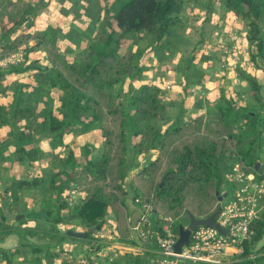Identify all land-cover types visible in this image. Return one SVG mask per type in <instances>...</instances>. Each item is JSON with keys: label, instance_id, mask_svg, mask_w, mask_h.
Here are the masks:
<instances>
[{"label": "trees", "instance_id": "1", "mask_svg": "<svg viewBox=\"0 0 264 264\" xmlns=\"http://www.w3.org/2000/svg\"><path fill=\"white\" fill-rule=\"evenodd\" d=\"M203 1L77 0L65 10L74 17L73 24L93 17L99 23L73 57L60 50L57 31L26 25L52 0H0V56L22 53L19 62L0 68V95L8 92L9 78H17L10 101H0V169L32 166L45 158L57 166L40 176L11 175L0 195V241L14 235L17 243L0 248V262L81 264L76 252L65 253L61 248L64 242L75 241L76 250L86 246L96 253H86L85 264H158L154 240L144 245L131 237L128 198L136 209L143 203L152 206V229L169 224L178 236L179 227L187 222L186 212L204 219L213 212L219 197L223 202L230 196L233 186L225 174L234 164L264 178V94L257 77L246 71L237 74L248 86L247 98L252 104L239 103L241 93L225 95L220 90L216 102L206 99L202 105L195 99V106H204L203 112L185 116L181 104V113L172 120L162 87L140 79L142 49L133 50L132 45L145 39L154 56L163 52L173 45L183 9ZM218 3L243 22L250 59L264 69V0H205L204 6L209 11ZM81 4L85 13L74 9ZM69 28V41L78 46L80 31L73 25ZM202 35L201 31L200 48L216 41L211 30L206 37ZM35 50H42V63L31 59ZM204 54L200 64L213 54L217 57V51ZM187 58L180 69L181 82L191 75L192 87H197L205 69L191 65L192 51ZM48 93L53 97L48 98ZM187 95L188 91L183 98ZM51 102L57 105L51 107ZM158 122L165 125L158 126ZM94 130L101 138V149L95 155L87 143L79 151L64 143L67 135ZM44 141L52 148L49 153L40 148ZM149 152L154 153L141 165L139 158ZM73 189L77 197L69 204ZM30 191L39 193L38 210L6 223L7 214L27 207L26 199L33 196ZM107 216L111 219L109 235L98 237ZM30 222L32 227L27 225ZM72 223L88 232L87 237L74 238L59 228ZM251 229L253 234L243 243L242 252L223 264H264V206ZM38 234L47 238L46 244L27 238ZM23 248L35 256L25 259ZM105 248L110 249L105 252ZM16 255H21L19 261ZM59 257L62 260L57 263Z\"/></svg>", "mask_w": 264, "mask_h": 264}, {"label": "rangeland", "instance_id": "2", "mask_svg": "<svg viewBox=\"0 0 264 264\" xmlns=\"http://www.w3.org/2000/svg\"><path fill=\"white\" fill-rule=\"evenodd\" d=\"M77 0H52V3L49 5V7L43 11L40 15H38L34 20H29L27 21L26 25L28 23H32V28L33 29H52L51 31L54 33L57 31L58 36H56V42L60 48L61 51H63L66 54H70L71 56L75 57L79 53V47L84 46L86 44L85 38L92 37L97 29L98 26V20L97 17L93 18H88L86 20L78 21L77 23L73 24V16H71L70 11H65L66 8L72 5L73 2ZM204 2L197 3V4H192L189 3L184 9L183 12L181 13V18L183 19L182 25L180 29L177 30L178 34L173 38V45L170 46L169 48L165 49L163 52L157 53L155 56L152 52V50L147 49V40L142 39L134 43L135 45H132V49L136 50L142 49V57L140 58L139 62V67L141 68V81L145 82H156L158 83L162 89H163V82L166 80L167 77H170L169 81L171 83V87L169 90H164L163 89V98L168 97H173V95L180 96L179 100L182 99V96L186 94V92H190L191 94L194 95L195 89L192 88V83L190 82L191 75H189V78L185 83L181 82V76H180V69L185 66V63L187 61V56L189 53L192 51L193 55V60L191 62V65L193 66H199L201 68L207 69V67H210L212 69L211 75L215 74L216 77L219 74L223 77L224 80H226L229 84L225 85L224 83L221 84V87L224 89V91L227 90L228 93H232L234 95L235 93H240L241 90L234 89L233 85H236L240 83L239 76L237 75L239 71H249L250 75H253L254 77H257L260 82H261V93L264 94V69L263 68H258L254 63V66L257 69V71H251L248 67L242 66L246 69L240 68V66L236 65L234 61H228L225 62L226 66L223 68V66H220L219 63H217V59L215 54L212 55V57H208L207 61L202 62L200 64V58L201 56H204L205 52L207 51L206 49L200 48L202 46L198 45L199 41L201 40V31H202V38L206 37V35L210 32L211 30V35L213 34V37L217 40L221 37V35L227 36V33L231 35H236L238 36L240 34V41H242L239 46L242 47V50H244V55L246 54L247 56L250 57L249 55V48L247 46V43L243 37V32L246 30L243 22H241L239 19H237L232 13L226 11L220 3L216 4L212 10H209L204 6ZM75 11H83V6L77 5L74 7ZM85 13V10L83 11ZM66 13L68 15H66ZM215 21L217 23L215 24ZM216 25L214 28H211V25ZM74 26L78 31V36H76V39H80L78 46H74L70 41H69V31H70V26ZM91 29H93L91 32ZM213 29V30H212ZM238 30V31H237ZM204 32V33H203ZM227 32V33H226ZM242 32V33H238ZM204 36V37H203ZM213 38V39H214ZM224 39V37H221ZM237 38V37H236ZM238 40V39H237ZM233 41V38H232ZM147 49V50H146ZM209 53H214V48L212 50L208 51ZM20 53V57L22 56V53ZM233 55H237V52H235ZM4 56L7 55H2L0 56V59L4 58ZM31 59H40V62H43L44 59V54L42 50H35L30 54ZM164 57L161 61L158 60V58ZM248 59V58H246ZM231 60H234L233 58ZM236 61H239L236 59ZM261 64L259 61L258 64ZM259 64V65H260ZM4 68V67H1ZM237 75V76H236ZM17 77H20L17 76ZM218 79V78H217ZM17 78L16 77H11L9 78V87H8V92H6L5 95H0V101L3 103H6L10 101V95H11V89L12 86L15 84ZM220 82L221 80L218 79ZM231 82V83H230ZM233 82L235 84H233ZM126 88V86H125ZM186 88V89H184ZM248 86L246 89V92H242L240 95L237 97V101L241 103L242 105H245V103H250L252 104L253 102L248 100ZM222 90V89H220ZM203 94L202 97L208 96L209 93L207 91H201ZM205 94V95H204ZM48 98L53 97L54 94H45ZM210 95V94H209ZM217 97H219V91L216 94ZM226 95V94H225ZM46 97V100H47ZM194 99V96H192ZM191 97V98H192ZM56 102H51L50 106H56ZM256 107V106H255ZM159 122L157 125L159 126ZM94 132L90 131L87 133V135H82V134H76L75 138L76 143H71V146L76 149V151H79V149H82L83 142H86L89 144L92 148L96 147L97 142L95 143L96 136L95 134L93 135ZM99 139V138H98ZM100 146V142L98 143ZM47 161V158L44 159V161ZM19 166V165H18ZM49 166V165H47ZM24 172V171H23ZM27 177V176H26ZM228 185L226 184L224 188H226ZM30 204L29 206L25 207L24 206L20 209L14 210L15 214H26L29 211L32 210L33 207L38 205V201L35 198H30ZM109 214V213H107ZM107 220L105 221V232L104 233H97L96 236L98 237H104L109 235V230L111 229V219L109 216H107ZM15 221H12L13 223ZM28 226L32 227L33 223L30 222L27 224ZM187 225V222L184 224V227ZM24 227V226H21ZM59 228L61 230L64 229H73V230H78L82 231L74 223L69 224V225H59ZM108 234V235H107ZM17 237V236H16ZM28 240L37 243V244H46V237H44L41 234H38L37 236L30 237L27 236ZM65 244L64 242L61 245V248L63 251L66 253L74 254L76 252L77 248L76 246H71L68 243ZM52 243H50L51 245ZM75 250V251H74ZM55 252L59 251V247L54 249ZM21 252L24 253V258L25 259H31L35 255H33L29 249L23 248L21 249ZM62 252V254H65ZM235 256V255H233ZM233 256L226 257L227 259H231ZM21 259V255H16L15 260L19 261ZM62 260L61 257L56 259V262L59 263ZM1 264H4L3 262H0Z\"/></svg>", "mask_w": 264, "mask_h": 264}, {"label": "built area", "instance_id": "3", "mask_svg": "<svg viewBox=\"0 0 264 264\" xmlns=\"http://www.w3.org/2000/svg\"><path fill=\"white\" fill-rule=\"evenodd\" d=\"M221 37L203 47L207 51L212 50V48L217 51L216 59L220 66L225 68V62L228 60L230 62L234 61L242 69H246L242 67L246 66L251 71H257L250 57L244 55V50L239 46L242 42L240 41V34L236 36L227 33L226 38ZM235 52H237L236 56L233 55ZM232 58L234 60H231ZM20 59L19 52L4 56L0 59V68L17 63ZM236 59L239 61H236ZM246 72L249 73L248 70ZM163 84L164 90L170 89L169 79H166ZM191 89L193 90V88ZM198 93H196V90L194 91V95H198ZM202 94L200 92L199 96L202 97ZM225 180L233 186V189L230 196L221 202L219 212L213 219L222 232L212 226H199L190 232L187 244L181 247L179 253H176L174 245L178 236L169 224L160 225L157 230L152 229V206L143 203L138 208L139 216L135 224L130 227L132 237L142 243L154 240L158 264L225 263L229 260L226 257L242 252L243 243L253 234L252 223L259 219L264 206V178L259 179L254 171L241 170L237 164H234L225 174ZM75 198L76 190L73 189L68 199L69 204L74 203ZM168 221L171 220L168 219ZM104 228L105 224L100 228V233L105 232ZM76 253L78 254L77 260L81 264L86 262V253L92 256L96 255L86 246L78 248ZM100 253L101 251L97 254Z\"/></svg>", "mask_w": 264, "mask_h": 264}, {"label": "crops", "instance_id": "4", "mask_svg": "<svg viewBox=\"0 0 264 264\" xmlns=\"http://www.w3.org/2000/svg\"><path fill=\"white\" fill-rule=\"evenodd\" d=\"M211 71H212V69L210 67H207V69H205V74L203 76L202 82H199L197 87H192L194 89L196 88L195 89L196 93L197 92L200 93L201 91H207V93H209L210 95L208 94V96L201 97V96H199V93H198V95H194V99H193L192 94L190 92H188V95L185 96V98H183L184 96H182V99H180V100H179L180 96H177V95L176 96L173 95V97L167 96L165 98V102L169 104V107H168L169 119L172 120L176 115L181 113L180 112L181 111L180 110L181 104H182V107L184 109L183 114L185 116H187L189 114L197 113L198 111L203 112L204 106H201V107L195 106V103H194L195 99L201 100L202 105L205 104L206 99L213 101V102H216V101H218V97L216 94L218 93V91H220V89L223 90L224 94L232 95V93H228L227 90L224 91V89L221 87V84L224 83L225 85H227V84H229L228 83L229 81L227 82L226 80H224L220 74L216 77H212V76H215V74L211 75ZM217 78L220 80L222 79L221 82ZM166 79H170V77H167ZM233 84H235V83L233 82ZM233 87H234V89L241 90L240 93H242L244 91L246 92V89H247V85L244 82H240L236 85H233ZM159 123H160L159 126H161V127H163L165 125L164 123H161V122H159ZM92 132H94L93 135L95 134V136H96L95 143L97 142L96 147H94L93 151H92V155H95L101 149V138H100V135H99L97 130H94ZM76 134L78 135L81 133H72L70 135L65 136L64 137V143H66L69 146H71V143L77 144L76 141H74V140H76V138H75ZM82 135H87V133L82 134ZM99 142H100V146L98 144ZM84 143H86V142H83V144ZM40 148L45 153H49L52 150L50 144L46 141L41 142ZM65 153H66V148H64V150H63V156H65ZM153 153L154 152H149L144 157L139 158L140 164L142 165L146 161V159L149 158V156L153 155ZM47 165H49V166H47ZM3 166L6 167L7 164L3 165ZM55 167H57V166H54L52 163L48 162V160L47 161L45 160V161H42L41 163H38V164L32 165V166H28L26 164L19 165V166L14 165L12 167L11 171L0 169V195H2L7 184L11 180L12 174L13 175L15 174V176L19 175L20 178H26V176H29V175H31V176L39 175L40 176V175H44V173H46V172L51 171ZM4 169H6V168H4ZM129 183H130V177L126 179L125 187H128ZM30 195H33V196L26 199L27 200V206H29V204H30V201H29L30 198H35L38 201V205L33 207L32 210L37 211L38 207H39V199H38L39 193L35 192V191H30ZM76 197H77V192H76ZM126 203H127V210L131 214V219H132V217L137 213L138 209L135 208V205L132 203L130 198L127 199ZM107 213H109V216H110V210H107ZM74 231H78V230H74ZM97 233L99 234L100 231H98ZM131 237H132V235H131ZM132 239L135 240L134 237H132ZM16 243H17V237L14 235H10L9 237H6L2 241H0V248H10V247H13ZM68 243H69V245H71L73 247L77 244L75 241H69ZM65 244H67V242ZM147 244L148 243H146L144 245H147ZM108 249H110V248H108ZM107 250H106V248L104 249L105 252ZM155 251H153V252L156 253Z\"/></svg>", "mask_w": 264, "mask_h": 264}, {"label": "water", "instance_id": "5", "mask_svg": "<svg viewBox=\"0 0 264 264\" xmlns=\"http://www.w3.org/2000/svg\"><path fill=\"white\" fill-rule=\"evenodd\" d=\"M259 168H260L259 163H256L255 169L259 170ZM262 175L264 176V169H262ZM221 199L222 197H219V201L217 205L215 206V209L213 210V212L204 219H196L192 215H190L188 212L185 213L186 218H187V225L185 227L184 226L179 227L178 237L174 245V250L176 253H179L181 247L187 244L190 232L199 226H212V227H215L219 232H222V230L213 221L214 217L219 212ZM138 216H139V210H137V213L132 217L131 225L135 224ZM22 218H23L22 214L9 213L6 216L5 221L6 223H10L13 220H20ZM66 232L69 236L78 238V239H84L88 235V232L74 231L71 229L66 230Z\"/></svg>", "mask_w": 264, "mask_h": 264}]
</instances>
